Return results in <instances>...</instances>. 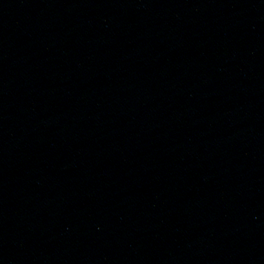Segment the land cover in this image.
Returning <instances> with one entry per match:
<instances>
[{"label": "water", "instance_id": "95a60500", "mask_svg": "<svg viewBox=\"0 0 264 264\" xmlns=\"http://www.w3.org/2000/svg\"><path fill=\"white\" fill-rule=\"evenodd\" d=\"M0 264H264V0H0Z\"/></svg>", "mask_w": 264, "mask_h": 264}]
</instances>
